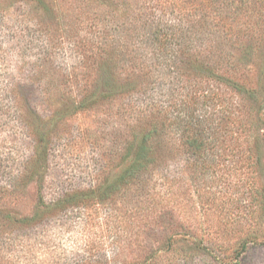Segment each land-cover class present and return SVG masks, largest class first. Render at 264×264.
I'll use <instances>...</instances> for the list:
<instances>
[{"label":"rangeland","instance_id":"1","mask_svg":"<svg viewBox=\"0 0 264 264\" xmlns=\"http://www.w3.org/2000/svg\"><path fill=\"white\" fill-rule=\"evenodd\" d=\"M226 2L228 32L214 0H0V264H264V1ZM151 19L208 29L252 94L147 69ZM204 89L213 150L168 131L124 189L126 143Z\"/></svg>","mask_w":264,"mask_h":264},{"label":"trees","instance_id":"2","mask_svg":"<svg viewBox=\"0 0 264 264\" xmlns=\"http://www.w3.org/2000/svg\"><path fill=\"white\" fill-rule=\"evenodd\" d=\"M214 1L219 4L218 0ZM226 1L222 0L220 3L222 5L219 4L214 9L212 17H217V24L221 29L225 28V31L228 32V26L230 27L232 24L228 23L227 17L221 13V11L223 12L226 8L231 7V4ZM208 16L210 15L203 12L201 14V19H203L201 23H205ZM149 25L151 27L149 34H147V41H149L150 53L154 60L147 65V69H161L169 75L174 74L173 79L177 81L183 76L187 82L193 83L192 87L197 83H205L212 80L221 85H230L239 94H252L243 83H238L232 78L233 73L231 70L235 69V64L226 63L228 67L223 69L222 64L224 63L221 54H216L215 50L213 51L212 49L209 53L197 50L196 46L204 40V37L197 35V32L199 34L201 32L205 33L208 32V29L193 30L189 25H183L182 23L173 24L159 19H151ZM218 46L219 42L216 43V48ZM170 78L157 77V80L152 81V86L158 92H161L163 96L170 94L173 97V83L175 82ZM108 83L110 84V82ZM110 86L113 85L110 84ZM209 91V89H204V91L199 92L198 96H190L184 99L181 109L173 117L169 118V123H166L167 120L161 121L147 130L138 132V137L134 136L133 139L126 143L124 165L121 171L124 189L128 185L133 184L147 168L148 170L150 169L149 165L155 160V153L159 146L163 144V139L168 134V131H178L181 146L189 155L196 159L213 150L216 130L213 126L214 122L209 123L212 110H207V108L200 112V109L195 106L198 102L199 106L204 108V103L200 101L201 98L213 102L214 97L209 96ZM108 92L109 94L107 95L110 96L111 92ZM170 96L162 99L159 103L147 100L149 102L146 106L155 105L159 112H165L171 104L169 102ZM208 105L211 106V104ZM167 115L168 112H165V116ZM242 247L237 249L236 255L239 254ZM238 263V261H235V264Z\"/></svg>","mask_w":264,"mask_h":264}]
</instances>
